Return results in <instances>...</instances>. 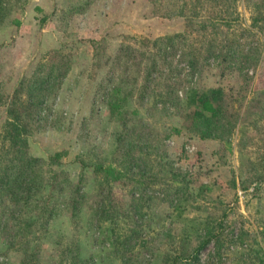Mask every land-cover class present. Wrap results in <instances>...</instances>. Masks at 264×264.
Wrapping results in <instances>:
<instances>
[{
	"label": "trees",
	"instance_id": "16d2710c",
	"mask_svg": "<svg viewBox=\"0 0 264 264\" xmlns=\"http://www.w3.org/2000/svg\"><path fill=\"white\" fill-rule=\"evenodd\" d=\"M148 1L154 15L181 18L183 25L179 31L153 39L125 36L106 62L94 63L97 67L109 65L95 82L93 94L97 97L93 102L98 100L102 107L97 108L104 109L108 120L116 122L120 129L112 135L114 144L109 153H80L74 159L81 171L90 168L95 177L96 199L92 204L88 202L85 183L66 176L62 159L67 150L42 156L29 150L30 135L54 128L53 104L72 71L71 56L64 54L61 47L47 50L11 94L0 91V103L5 106L0 123V242L7 251H22L21 264H39L38 242L64 207L69 209V218H79L89 209V226L95 230L105 228L104 239L120 264H191L220 233L209 227L213 221L210 216H184L189 226L183 231L181 245L175 251L160 250L161 242L157 241L162 240L164 227L150 204L157 197L148 194L146 187L161 181L158 172L165 165L160 149L163 139L182 127L200 139L216 138L228 146L235 134L247 142L251 139L249 129H258L257 117H264V82L260 76L254 80L264 58V0H245L251 10V24L239 32L231 25L238 20L240 0ZM90 3L91 0H79L72 7L82 12ZM44 19L45 15L40 24ZM12 24L18 26L19 19L13 18ZM245 32L257 38L242 42ZM85 42L92 45V58L97 61L100 41ZM204 67L216 69L215 84L201 86L196 82ZM82 73L87 80L94 79L92 71ZM227 76L236 81L235 88L219 80ZM175 106L177 110L173 112ZM151 112L180 115L181 126L171 125L163 130L162 137L156 136L152 134L155 131L144 129L145 117ZM129 114L138 117L131 120ZM150 147L155 155L152 160ZM167 182L177 184L180 180L172 176ZM138 183L144 191L138 190ZM117 185L125 188L121 199L114 197L113 187ZM185 201L177 191L169 198L174 218L185 214ZM58 247L61 256L55 264L94 262L89 257L81 258L78 248ZM75 249L76 256H71ZM261 255L264 257V251ZM259 264H264V258H259Z\"/></svg>",
	"mask_w": 264,
	"mask_h": 264
},
{
	"label": "rangeland",
	"instance_id": "374dc122",
	"mask_svg": "<svg viewBox=\"0 0 264 264\" xmlns=\"http://www.w3.org/2000/svg\"><path fill=\"white\" fill-rule=\"evenodd\" d=\"M76 1L79 0L0 1V91L11 94L47 50L61 47L64 54L71 56L72 71L62 83L57 102L53 104L54 128L40 129L30 135L29 150L37 156L67 150L68 154L62 159L66 176L85 183L88 202L92 204L96 199L95 177L90 168L81 171L74 159L80 153L101 152L102 156L109 153L114 144L112 135L120 129V125L108 120L104 109L97 108L102 107L100 102H93L97 97L93 94L95 82L102 78L109 65L97 67L95 64L101 60L106 62L107 56L113 55L125 36L153 39L181 30L183 22L181 18L154 15L148 0H91L82 12H75L78 9L72 7ZM39 7L41 11L36 9ZM237 12L238 20L231 25L235 32L249 28L251 24V10L245 0L239 1ZM43 15L45 19L40 24ZM13 18L19 19L18 26L12 24ZM256 38L245 32L241 40ZM87 39L100 41L96 49L97 61L92 58L94 50L85 42ZM215 70L204 67L196 82L201 86L215 84ZM82 71H92L94 79L87 80ZM255 73L258 76L254 81L260 76V81L264 82V58ZM219 80L235 88L233 78L227 76ZM261 103L264 104V99ZM173 109L175 112L177 106ZM4 113L5 106L0 103V123ZM137 117L128 115L131 120ZM145 119L144 129L155 131L151 133L159 137L169 126L180 127L182 122L180 115L175 113L164 116L151 112ZM257 122L258 129L248 131L251 139L241 141L235 134L230 146L216 138L200 139L185 127L163 139L160 149L165 156V165L158 172L161 181L151 182L146 187L148 194L157 197L150 204L154 212L159 213V222L164 227L162 240L157 241L161 242L160 250L175 251L181 245L183 231L189 226L184 216L204 218L207 215L213 219L209 227L220 233L191 264H259V258H264L261 255L264 251V117H257ZM148 153L152 160L155 155L151 147ZM153 167L157 171L156 164ZM172 176L180 182L168 183ZM202 184L206 187L202 188ZM139 185L138 190L144 191ZM113 189L114 197L121 199L125 188L117 185ZM175 191L186 199L183 204L187 209L182 217L174 218L169 198ZM88 212L86 208L79 218H69V209H61L50 223L47 234L38 242L39 264L58 262L61 256L58 246L78 248L81 258H92L93 264H120L109 251L104 239L105 228L101 226L100 230H95L89 226ZM171 214L173 216H169ZM75 252L76 249L71 256H76ZM23 259L21 250L7 251L0 242V264H21Z\"/></svg>",
	"mask_w": 264,
	"mask_h": 264
}]
</instances>
